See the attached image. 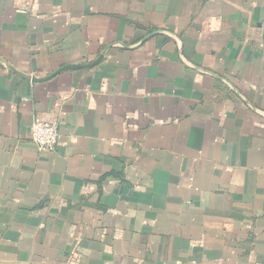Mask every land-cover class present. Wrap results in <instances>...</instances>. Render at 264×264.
I'll return each mask as SVG.
<instances>
[{
    "label": "crops",
    "instance_id": "crops-1",
    "mask_svg": "<svg viewBox=\"0 0 264 264\" xmlns=\"http://www.w3.org/2000/svg\"><path fill=\"white\" fill-rule=\"evenodd\" d=\"M0 264H264V0H0Z\"/></svg>",
    "mask_w": 264,
    "mask_h": 264
},
{
    "label": "built area",
    "instance_id": "built-area-1",
    "mask_svg": "<svg viewBox=\"0 0 264 264\" xmlns=\"http://www.w3.org/2000/svg\"><path fill=\"white\" fill-rule=\"evenodd\" d=\"M31 137L41 152H54L60 141L59 128L47 121H37L33 124Z\"/></svg>",
    "mask_w": 264,
    "mask_h": 264
},
{
    "label": "water",
    "instance_id": "water-1",
    "mask_svg": "<svg viewBox=\"0 0 264 264\" xmlns=\"http://www.w3.org/2000/svg\"><path fill=\"white\" fill-rule=\"evenodd\" d=\"M102 59V58H101ZM98 62H96L95 64H94V66L97 64ZM91 67V66H90ZM64 69H62V70H60L59 72H57L56 74H54V76H56L57 74H59L61 71H63Z\"/></svg>",
    "mask_w": 264,
    "mask_h": 264
}]
</instances>
